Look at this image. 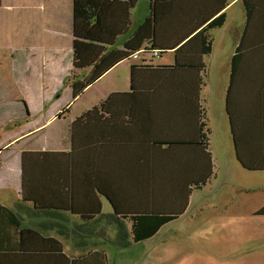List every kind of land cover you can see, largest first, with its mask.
<instances>
[{"label": "crops", "instance_id": "0c3cea01", "mask_svg": "<svg viewBox=\"0 0 264 264\" xmlns=\"http://www.w3.org/2000/svg\"><path fill=\"white\" fill-rule=\"evenodd\" d=\"M209 1L220 7V26L137 68L133 83L130 65L148 57L121 61L73 99L65 81L73 69L74 0H0V205L19 224L0 244L9 250L0 252V264H116L122 249L160 234L161 246L187 240L171 244L187 252V264H264V199L256 198L264 192L238 189L226 176L264 174V0L158 2L170 16L160 40L184 37L186 25L177 23ZM153 3L128 8L116 49ZM246 4L255 7L253 17L234 55ZM222 150L228 162L218 178ZM115 214L176 217L122 247L117 225L130 240L131 222ZM98 223L106 224L100 230ZM104 233L116 241L101 239Z\"/></svg>", "mask_w": 264, "mask_h": 264}, {"label": "trees", "instance_id": "16d2710c", "mask_svg": "<svg viewBox=\"0 0 264 264\" xmlns=\"http://www.w3.org/2000/svg\"><path fill=\"white\" fill-rule=\"evenodd\" d=\"M123 1L124 0H74L72 41L73 69L70 76L65 81L71 88L73 99L79 96L85 88L93 84L105 72L121 61L131 60L133 62L134 60L141 59L139 56L136 59L133 58L134 54L147 56L148 58L140 60V65L136 63L130 65V79L133 83L134 72L137 68L145 69L150 67V61L156 58L153 55L154 52L158 54V58L170 49H181L186 46L184 44L189 42L192 38L194 39L203 34L204 30L220 26L223 22V17H216L218 13L214 12L220 10V7L214 8L213 3H211L213 1H209V5L201 8L197 15L183 16L181 21L177 24H179L181 29H183V25H186L184 37H181V39L173 44H168V42L161 41L160 38L162 37L164 39L163 34L165 31L162 28L169 24L170 16L162 12L158 7H155L158 2H163L165 0H153L154 7L151 8L148 19L124 43V45H122L121 49H116L115 43L117 38L127 32L128 29L127 10L128 8H132L133 4L136 2V0H127V3L124 2L125 14H122V11H120L121 8L117 9V5H122ZM254 8L253 5L246 4V19L242 40L234 51V55L242 52L243 39L247 37L246 35L252 21ZM108 12L113 16L112 21H107ZM234 60L235 57L233 56L232 62H234ZM80 72H88V74L80 80ZM93 111L94 109L88 111L81 118H88ZM227 112L231 120L229 108ZM202 140H206L205 136ZM258 214L264 216V208L260 209ZM114 217L115 221L118 222L122 219H127L131 222V241L126 238L128 233L123 223L117 225V230L119 231L118 235L122 239L120 245L126 247L131 242L138 243L151 238L164 224L174 220L176 215L115 214ZM18 226L19 224L14 214L9 209L0 205V244H3L5 241L9 242L13 235L9 234L8 231L13 229L16 230ZM0 252H9V250L3 251L0 249Z\"/></svg>", "mask_w": 264, "mask_h": 264}, {"label": "rangeland", "instance_id": "374dc122", "mask_svg": "<svg viewBox=\"0 0 264 264\" xmlns=\"http://www.w3.org/2000/svg\"><path fill=\"white\" fill-rule=\"evenodd\" d=\"M119 80L120 83H127L128 81V70L125 65H121L117 68L116 71H120ZM226 151L222 150L220 152L219 157H216L217 168H218V178L224 177V165L228 162ZM242 173V172H241ZM229 179V182L236 185L238 189L247 190L250 192H255L256 194L264 192V174L261 175H249L242 173L241 175H236L234 173H230L226 175ZM219 186V183L215 184V189ZM255 195V194H254ZM258 200L264 199L263 194H258L256 196ZM244 209L250 207H241ZM102 224L106 223H98L97 228L102 229ZM105 230V226L103 227ZM107 232V231H106ZM104 234H100V238L103 240H111L112 242L116 241V234L110 237H103ZM99 236V234H98ZM163 238L162 234L155 239V242L143 244L137 246L138 248L132 249H122L121 253L115 256L114 263L116 264H187L188 254L181 248H172L173 245H188L187 240H181L177 242H173L166 246H161L158 242H161ZM90 240L85 242L87 245Z\"/></svg>", "mask_w": 264, "mask_h": 264}, {"label": "built area", "instance_id": "2783aa9c", "mask_svg": "<svg viewBox=\"0 0 264 264\" xmlns=\"http://www.w3.org/2000/svg\"><path fill=\"white\" fill-rule=\"evenodd\" d=\"M153 55H154V57H157L158 56V54L156 52H154ZM138 56H139V54H134L133 58L136 59V58H138Z\"/></svg>", "mask_w": 264, "mask_h": 264}]
</instances>
